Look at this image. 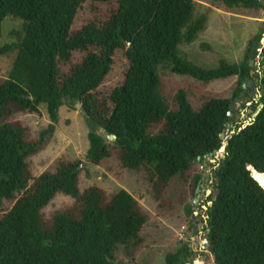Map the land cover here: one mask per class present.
Returning <instances> with one entry per match:
<instances>
[{"label":"trees","instance_id":"16d2710c","mask_svg":"<svg viewBox=\"0 0 264 264\" xmlns=\"http://www.w3.org/2000/svg\"><path fill=\"white\" fill-rule=\"evenodd\" d=\"M200 1L0 0V39L5 19L24 23L12 34L16 43L0 50V57L13 60L0 86V264H126L117 262L118 252L134 261L152 218L127 191H81V162L62 158L35 179L28 159L43 144L30 140L29 128L13 122L15 116L40 114L46 106L56 124L63 107L80 104L88 128L87 163L101 167L116 159L149 184L160 205L174 179L186 182L198 162L219 152L225 143L221 135L234 122L233 101L203 96L196 109L180 90L172 109L160 72L206 85L238 77L235 99L245 92V80L254 82V43L242 63L222 60L213 70L181 51L206 29L207 17L196 16ZM214 1L229 10L264 9V0ZM119 54L129 68L122 86L105 98L99 90ZM256 79L262 97L252 102L254 116L263 109L251 125L238 123L227 138L226 158L218 162L208 200L205 231L215 264H264V72ZM60 195L73 199V206L48 218L44 211ZM6 203L14 206L4 213ZM189 257L185 245L169 254L166 264H193Z\"/></svg>","mask_w":264,"mask_h":264},{"label":"rangeland","instance_id":"374dc122","mask_svg":"<svg viewBox=\"0 0 264 264\" xmlns=\"http://www.w3.org/2000/svg\"><path fill=\"white\" fill-rule=\"evenodd\" d=\"M196 16L207 17L206 29L195 43L182 46L181 51L195 65L213 70L219 67L222 60L230 64L242 63L254 43L250 62L254 72L256 92L253 95L250 94L251 82H249L248 90L241 95L242 99L238 100L240 97L234 98L236 91L240 88L238 77L206 85L162 69L160 72L166 85L168 102L172 109H175L173 98L180 90L188 93L196 109L202 105L203 96L234 100L235 120L226 131V136L229 138L238 123L247 124L254 118L255 109L252 102H258L262 97L256 75L264 72V9L259 11L244 8L229 10L214 0H202L196 2ZM23 27L22 21L12 18L5 19L0 50L14 45L16 41L12 34L15 31H21ZM259 36H262V39H258ZM12 63V57H0V86L8 79ZM128 68V60L123 54H119L115 59L112 73L100 88L99 93L108 98L117 87L122 86ZM246 93H248L247 96ZM40 111V114H19L12 119L13 122H21L29 128L30 140L43 144L40 151L28 159L35 179L46 171L54 170L57 162L62 158L81 162L84 166L79 177L81 191L84 192L91 187L102 188L109 195L127 191L151 213V221L142 232L145 241L143 249L134 261L126 259L123 251H120L116 256L117 262L166 264L169 254L176 253L187 245L197 252L196 256L191 257L190 263L215 264L208 252L205 220L207 205H211L208 200L214 195L215 170L218 162L224 159L223 154H219L217 158L209 156L204 161L198 162L186 182L174 179L167 190L164 204L160 205L152 200L149 194V184L140 176L123 170L116 159L106 162L101 167L87 163L88 128L80 104L73 108L63 107L59 122L56 124L50 121L46 106H42ZM196 178L200 179L198 187ZM210 191L212 193L208 194ZM73 204V199L60 195L44 211V214L50 218L53 214L72 207ZM13 206L12 203H6L4 213L10 211ZM193 225L198 226L194 236L191 234Z\"/></svg>","mask_w":264,"mask_h":264},{"label":"water","instance_id":"95a60500","mask_svg":"<svg viewBox=\"0 0 264 264\" xmlns=\"http://www.w3.org/2000/svg\"><path fill=\"white\" fill-rule=\"evenodd\" d=\"M252 66V64H251ZM254 75V72H252V76ZM248 84H249V81L248 80H245L242 84V87L244 89V91H247L248 90ZM256 92L255 90V82H252L251 86H250V94L253 95L254 93ZM248 95V93H246V96ZM242 97L240 96V98L238 100H241ZM263 109V105L260 106L259 110L257 111V113L255 114L254 118L251 119L247 124L244 125V128L251 125L252 122H254L255 118L259 115V113L262 111ZM235 113H236V110H235V104H234V100L233 102L231 103L230 105V111H229V117L232 119V120H235ZM231 125L229 124L228 125V128H230ZM232 134H234V132H232ZM106 137H108V135H105ZM116 139V137H110V140L111 141H114ZM221 139L225 142L224 145L222 146V148L219 150V152H215L213 154H211V156L217 158L219 154H223L224 155V158H226V153H227V147H228V142H227V136L226 134H222L221 135ZM200 160V159H199ZM216 162V161H215ZM84 166L82 165L80 169H82ZM212 192L210 191L208 194H211ZM212 205V203H210ZM210 205V206H211ZM196 226H193L192 227V230L193 232L196 231ZM209 243L207 244V247L209 248Z\"/></svg>","mask_w":264,"mask_h":264},{"label":"flooded vegetation","instance_id":"af4514ba","mask_svg":"<svg viewBox=\"0 0 264 264\" xmlns=\"http://www.w3.org/2000/svg\"><path fill=\"white\" fill-rule=\"evenodd\" d=\"M193 226H196V225H193ZM192 226V227H193ZM196 228H198V226H196ZM197 230V229H196ZM191 234L194 236V232H193V230H192V228H191ZM191 240H193V238L191 239ZM194 242H196V240L194 241ZM189 248H190V246H189ZM190 254H191V257L193 256V255H197V252H195L192 248H190ZM191 257H189V262H190V260H191Z\"/></svg>","mask_w":264,"mask_h":264}]
</instances>
